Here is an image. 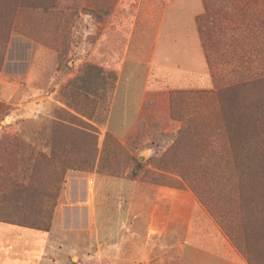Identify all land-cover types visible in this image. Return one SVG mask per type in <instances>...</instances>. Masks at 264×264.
<instances>
[{
  "label": "rangeland",
  "instance_id": "obj_1",
  "mask_svg": "<svg viewBox=\"0 0 264 264\" xmlns=\"http://www.w3.org/2000/svg\"><path fill=\"white\" fill-rule=\"evenodd\" d=\"M166 2L0 0V173L23 185L34 174L26 215L41 192L56 203L50 222L28 219L50 224L44 264H183L187 197L227 226L252 264H264V86L223 95L228 104L215 108L231 76L232 65L220 61L229 60V39L211 56L217 76L207 66V79L183 77L182 91L159 76L149 59ZM227 3L232 10L214 13L212 31L254 32L260 20L264 28V0ZM243 62L264 66L248 54ZM49 144L50 165L37 158L50 157ZM67 186L74 201L61 212ZM8 200L0 220L18 224L21 209ZM151 223L165 235L148 238ZM5 228L17 243L43 234Z\"/></svg>",
  "mask_w": 264,
  "mask_h": 264
},
{
  "label": "crops",
  "instance_id": "obj_2",
  "mask_svg": "<svg viewBox=\"0 0 264 264\" xmlns=\"http://www.w3.org/2000/svg\"><path fill=\"white\" fill-rule=\"evenodd\" d=\"M203 12L201 0H167L164 13L155 29L149 59L150 68L159 72V76L177 86L180 91L183 90V77H186V80L207 79L208 68L196 22ZM134 113V111L129 112L132 119L130 122H134L136 120L134 116L136 118L138 116ZM71 200L73 202L74 198L67 186L65 204L62 205L65 207L60 209L61 212L71 205ZM186 203L188 219L183 221V236L180 237L183 240L181 242L183 264H249L235 250L237 248L221 227L205 212L203 206L196 205L197 201L194 198L187 197ZM66 215L63 214L68 220V214ZM63 216L62 222L65 221ZM5 226L15 227L0 224V264H44L49 253L51 232H38L43 233L40 236L28 235L32 239L28 241L29 243L27 241L17 243L11 238L14 230ZM162 230L163 228L160 229L157 224L151 223L146 230L147 237H161L165 235ZM26 244L37 247L38 251L30 255L25 254L22 247Z\"/></svg>",
  "mask_w": 264,
  "mask_h": 264
},
{
  "label": "trees",
  "instance_id": "obj_3",
  "mask_svg": "<svg viewBox=\"0 0 264 264\" xmlns=\"http://www.w3.org/2000/svg\"><path fill=\"white\" fill-rule=\"evenodd\" d=\"M204 5V14L203 16L199 17L197 19V29L200 37V41L202 44L203 52L206 59V64L211 72V77L217 76L213 71L214 67L216 68L215 61H212V54L214 51V48L217 46V44H225L223 43V40L229 41L228 46H232L231 49V55H229V60H222L223 57H220L221 63H226L232 65L231 76L228 77V73L226 76L228 77V80H226V83L228 86L225 88L218 90L217 92V102L215 105V108L218 109V107H222V104H228L226 103V97L223 95L230 94L232 92H235L239 89H244L248 87H254L257 85H263L264 86V66L260 65V69L257 68H249L247 66H244L243 58L245 55H250L253 60L257 62H261L262 65L264 64V50L262 48L263 42L261 41L262 37H264V28L262 27L263 21H258L257 24H255V31H244L241 28H233L231 31V36L224 35L225 32H219L218 30L212 31V26L214 25V15L218 14L222 8L232 10L233 6L232 3H227V0H202ZM215 13V14H214ZM207 24L210 26L208 27ZM259 25L262 27V33H258ZM229 48V47H228ZM219 62V61H218ZM218 64V63H217ZM230 66V65H229ZM243 66V67H242ZM241 67V68H239ZM217 69V68H216ZM225 76H223L224 78ZM222 78V81H224ZM230 85H232L230 87ZM214 86H217V83L214 84ZM264 94V89H263ZM224 102V103H223ZM231 107V106H230ZM221 109V108H219ZM264 120V119H263ZM261 124L260 118H258L255 122ZM52 135H56L57 132L55 130H52ZM11 141L15 140L14 138H10ZM49 153L50 157L46 158L42 154H38L37 158L41 160H46L47 163L53 164L55 158V150L54 147L49 144ZM95 156L93 155L92 165L93 167ZM46 163V164H47ZM136 168L141 169L142 165L139 163H135ZM36 166V165H35ZM34 166V168H35ZM53 166V165H52ZM33 168V171H34ZM91 170V169H90ZM32 171V172H33ZM64 172V171H63ZM59 173L60 177L53 176V180H50V186L53 187L55 190L54 194L50 195L52 199H57L58 197V190L59 185L62 181V176L64 173ZM140 172V171H139ZM34 173V172H33ZM1 174V173H0ZM131 178L135 179L137 178V173L133 172L131 174ZM18 180V179H17ZM16 178L13 176V174L10 173H4L1 174L0 177V187L2 188V193H0V204L2 203H9V197H11V201H13L14 205H16L19 208H14L16 211L18 209H21L20 212L21 215L16 216V219L19 221L18 224H14L10 221L6 222L3 221L4 219L0 220V223L20 227V228H26L34 231H42V232H48L50 224H47L45 228L39 227L36 223L30 222L28 219L32 215H36L35 218H40L43 220V216H47L46 221L50 222L51 215L53 212L54 207L56 206L55 201H50L47 197V194L40 193L39 196H37L36 200V209L28 210L29 215H26L25 213V207H26V198L30 195V186L34 185L32 182L34 181V174L31 178H28L26 185H23L21 182H17ZM54 195V196H53ZM201 203V202H200ZM202 204V203H201ZM48 208V209H47ZM16 213V212H15ZM13 215H10L9 217H12ZM1 219V217H0ZM217 219V218H216ZM219 219V218H218ZM217 219V220H218ZM11 221L15 222L13 218ZM219 226L223 230L221 226L220 220H218ZM223 225V224H222ZM225 234L229 237L231 242L235 245L237 250L245 254L246 260L249 264H252V258L250 255H248V252L245 248L239 244V240L237 237L231 235L230 232L227 230V226L223 225ZM227 231V232H226ZM238 240V241H237ZM251 245L249 244V248Z\"/></svg>",
  "mask_w": 264,
  "mask_h": 264
}]
</instances>
